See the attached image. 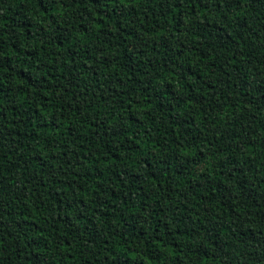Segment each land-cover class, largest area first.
I'll use <instances>...</instances> for the list:
<instances>
[{"label":"trees","instance_id":"trees-1","mask_svg":"<svg viewBox=\"0 0 264 264\" xmlns=\"http://www.w3.org/2000/svg\"><path fill=\"white\" fill-rule=\"evenodd\" d=\"M0 264H264V0H0Z\"/></svg>","mask_w":264,"mask_h":264}]
</instances>
